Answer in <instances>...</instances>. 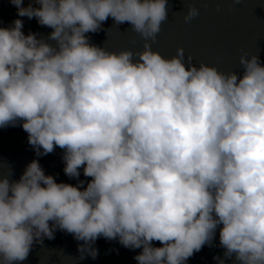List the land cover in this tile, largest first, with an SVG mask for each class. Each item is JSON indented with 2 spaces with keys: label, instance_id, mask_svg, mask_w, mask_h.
I'll return each instance as SVG.
<instances>
[{
  "label": "clouds",
  "instance_id": "9594fccd",
  "mask_svg": "<svg viewBox=\"0 0 264 264\" xmlns=\"http://www.w3.org/2000/svg\"><path fill=\"white\" fill-rule=\"evenodd\" d=\"M9 2L52 31L25 35L20 19L0 27V128L19 123L38 157L63 150L77 183L56 182L36 159L13 180L0 161V264H22L57 230L80 242V260L104 238L140 249L137 264H187L218 232L216 264H264L259 52L240 55V75L185 63L182 48L162 56L151 44L168 0ZM183 3L173 14L188 24L199 9ZM109 18L143 49L90 43Z\"/></svg>",
  "mask_w": 264,
  "mask_h": 264
},
{
  "label": "water",
  "instance_id": "95a60500",
  "mask_svg": "<svg viewBox=\"0 0 264 264\" xmlns=\"http://www.w3.org/2000/svg\"><path fill=\"white\" fill-rule=\"evenodd\" d=\"M30 0H23L27 7ZM199 9V15L191 23H184L182 14H173L184 9L183 0H168V20L162 24L161 31L151 48L168 58L176 54L177 48L184 50V62L198 65H214L222 72L242 73L239 64L240 55L259 54L264 65V8L258 7L257 0H193ZM264 4V0H260ZM33 7L39 5L33 3ZM23 21V33H36L38 38H46L52 29L41 26L36 19L17 16V10L9 0H0V27H9L12 21ZM109 18L98 33H88L90 43L105 47L110 51L131 49L141 51L143 40L130 31H125L129 24H121L118 28ZM112 26V27H111ZM106 29V32L104 31ZM134 41V42H133ZM51 43V41H49ZM189 57L191 60L189 61ZM63 150L56 148L54 152L36 156L32 146L27 142V133L19 123L16 126L0 128V161H3L2 171L7 173L11 167V179L18 180L26 165L32 160H38L46 175H52L56 182L76 185L77 181L66 176L63 172ZM80 180H89L83 176L81 169ZM55 238L44 239L43 245H34L26 261L22 264H137L134 256L140 249L129 250L117 241L98 239L94 247L98 250L95 259L86 256L80 260L77 244L72 235L57 230ZM154 246H161L153 242ZM217 238L212 246H204L200 252L188 259L187 264H216L214 256L222 254ZM231 264V261H226Z\"/></svg>",
  "mask_w": 264,
  "mask_h": 264
}]
</instances>
